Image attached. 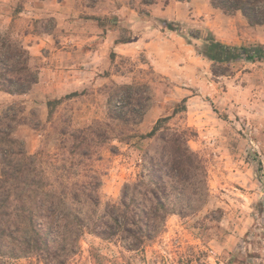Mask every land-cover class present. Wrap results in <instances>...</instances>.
Instances as JSON below:
<instances>
[{"label":"rangeland","instance_id":"rangeland-1","mask_svg":"<svg viewBox=\"0 0 264 264\" xmlns=\"http://www.w3.org/2000/svg\"><path fill=\"white\" fill-rule=\"evenodd\" d=\"M141 1L146 4L151 0ZM14 3L10 1L0 9L3 33L22 42L31 25L34 32L53 29L52 20L30 23V18L18 15L24 0ZM230 25L223 23L221 28L229 30ZM240 28L234 36L248 41ZM206 29L191 30L193 38L186 43L188 51L175 41L153 48L158 61L159 55H165L169 76L158 73L141 53L135 58L119 59L110 67L114 74L123 75L120 83L103 80L97 84L87 79L77 92L59 96H46L43 89L21 97L0 94V115L12 106L22 109L25 124L15 136L25 143L27 152L34 155L43 151L50 157L59 144V130L72 131L105 122L110 99L114 97L113 101L119 102V88L124 85H137L151 97V108L137 128L141 134L149 133L158 119L171 116L176 108L184 106V99L187 101L186 110L170 125L191 128L195 135L189 144L207 168V205L188 218L170 217L165 231L139 252L127 251L118 242L86 235L80 252L68 264H264V59L216 64L214 68L199 54L204 51V38L211 37ZM197 36L203 39H194ZM250 37L253 40L240 48L260 45L255 36ZM42 65L37 61L35 68L39 71ZM214 69L227 73L215 76ZM49 103L53 104L51 118ZM114 145L119 155L108 149L101 152L100 212L108 203L118 201L123 185L136 178L140 171L137 161L150 141L132 148L116 142ZM30 263L40 264L34 258L0 260V264Z\"/></svg>","mask_w":264,"mask_h":264},{"label":"trees","instance_id":"trees-1","mask_svg":"<svg viewBox=\"0 0 264 264\" xmlns=\"http://www.w3.org/2000/svg\"><path fill=\"white\" fill-rule=\"evenodd\" d=\"M209 1L228 16L241 15L250 27L264 26V0ZM165 26L177 30L173 24ZM204 46L199 54L214 68L264 59L262 45L229 47L209 37ZM217 70L215 76L227 73ZM39 78L28 48L0 30V93L26 95ZM119 90L121 100L110 99L105 122L59 130V144L51 157L43 151L29 154L16 138V130L25 124L20 107L12 106L0 115V260L34 258L40 264H68L80 252L86 235L121 243L127 251H143L165 231L170 217L188 218L207 205V168L189 144L195 135L191 128L170 125L186 110L187 101L141 134L137 128L151 108V97L134 84ZM52 106L48 104L50 118ZM144 141L150 145L137 161L136 178L123 185L118 201L100 212L102 150L119 155L115 142L132 148Z\"/></svg>","mask_w":264,"mask_h":264},{"label":"crops","instance_id":"crops-1","mask_svg":"<svg viewBox=\"0 0 264 264\" xmlns=\"http://www.w3.org/2000/svg\"><path fill=\"white\" fill-rule=\"evenodd\" d=\"M10 1L15 4V0H0V9ZM104 1L24 0V8L18 15L30 18V23L47 20L54 23L51 31L41 33H34L31 25L22 37L32 63L43 62L39 83L32 91L43 89L46 96L51 93L59 96L77 92L87 79L97 84L103 80L120 83L123 75L114 74L110 67L118 64L119 59L135 58L141 53L158 73L169 76L165 55H159L158 61L153 48L175 41L188 51V34L194 27L208 28L215 41L229 47L247 46L253 40L249 35L264 44V26L250 27L241 15L228 16L213 8L209 0H152L150 4H142L141 0ZM165 23L173 24L177 30L168 29ZM223 23L232 25L226 30L221 28ZM239 28L244 29L248 41L234 36Z\"/></svg>","mask_w":264,"mask_h":264}]
</instances>
